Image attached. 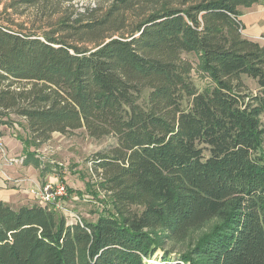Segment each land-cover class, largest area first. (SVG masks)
I'll return each mask as SVG.
<instances>
[{
	"label": "trees",
	"instance_id": "obj_1",
	"mask_svg": "<svg viewBox=\"0 0 264 264\" xmlns=\"http://www.w3.org/2000/svg\"><path fill=\"white\" fill-rule=\"evenodd\" d=\"M72 1L12 4L46 18L39 33L0 18V119L22 118L32 146L80 129L114 137L92 169L111 209L68 224L0 201V264H264V46L239 19L264 0L67 14ZM212 221L189 254L165 250Z\"/></svg>",
	"mask_w": 264,
	"mask_h": 264
},
{
	"label": "rangeland",
	"instance_id": "obj_2",
	"mask_svg": "<svg viewBox=\"0 0 264 264\" xmlns=\"http://www.w3.org/2000/svg\"><path fill=\"white\" fill-rule=\"evenodd\" d=\"M108 1L73 0L70 3H64L62 7L67 14H75L76 12L88 14L86 12L98 6L99 8H105L108 4L105 2ZM135 1H137L138 8H143V10L149 12L157 10L164 0ZM17 2L18 0H0V13H3L0 18L2 20L8 21L9 26L15 30L23 28L26 33H39L42 30H46V18L41 17L35 8L21 5L12 6V4ZM129 17L133 21V16L129 14ZM248 84L250 91L254 92V85L251 82H248ZM0 120L3 123L5 122V125H0V137H6L4 142L0 138L1 174L16 169L18 170L17 179L27 178L29 180L30 172L28 173L27 169L24 168L26 167L24 166V161L27 156L32 158L31 163L36 162L40 167L34 169H37L38 174L41 169L49 170L44 176L39 175L43 178L48 176L47 182H52L48 183L49 185L55 186V184L62 183L66 187L65 196L57 199L58 209H55L56 205H50V207L58 211L68 224L81 221L95 222L99 216L107 213L106 210L111 209L110 195L100 189V180L92 169L95 154L107 152L116 145L114 137L108 136L100 140H94L88 137L84 129H80L66 135L54 133L46 143L40 146H32L29 142L27 124L22 118L12 113H6ZM262 125L264 128V116L262 117ZM23 142H26L27 148L23 147ZM6 158L14 159L21 163L13 167H6ZM40 199L35 198L33 201L39 204L41 203ZM217 222H209L201 229L192 231L183 241H167L164 243L165 250L172 253V258L189 254L197 242L208 234ZM157 254L161 255V252L158 251Z\"/></svg>",
	"mask_w": 264,
	"mask_h": 264
},
{
	"label": "crops",
	"instance_id": "obj_3",
	"mask_svg": "<svg viewBox=\"0 0 264 264\" xmlns=\"http://www.w3.org/2000/svg\"><path fill=\"white\" fill-rule=\"evenodd\" d=\"M241 13L242 15L239 19L243 25L242 37L264 46V4H254L249 8H242ZM0 138L3 142L4 140L6 141V137L2 136ZM24 166H26L24 167L27 169L26 171L30 172L29 180L27 178L17 179L18 170L16 169L6 171L2 173L3 175L0 172V201L13 209L38 204V202L33 201L37 197L32 194V191L35 192L45 184L52 183L51 181L47 182L48 176L41 177L40 173L38 174L37 169L34 170L35 168L32 165Z\"/></svg>",
	"mask_w": 264,
	"mask_h": 264
},
{
	"label": "built area",
	"instance_id": "obj_4",
	"mask_svg": "<svg viewBox=\"0 0 264 264\" xmlns=\"http://www.w3.org/2000/svg\"><path fill=\"white\" fill-rule=\"evenodd\" d=\"M18 163H21L20 161L6 158L5 159V166L7 167H13L14 165H17ZM32 194L36 196L37 198H41V205L49 206L50 205H56L55 209H58L57 205V199L60 197L65 196L66 194V187L62 183L55 184V186L52 185H44L40 189H37L35 192L32 191ZM53 208V207H52Z\"/></svg>",
	"mask_w": 264,
	"mask_h": 264
}]
</instances>
